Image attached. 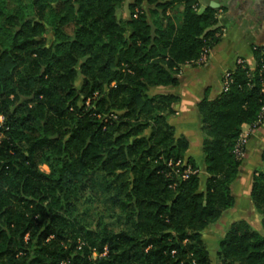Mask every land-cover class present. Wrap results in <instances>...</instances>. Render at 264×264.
Wrapping results in <instances>:
<instances>
[{
	"label": "trees",
	"instance_id": "obj_1",
	"mask_svg": "<svg viewBox=\"0 0 264 264\" xmlns=\"http://www.w3.org/2000/svg\"><path fill=\"white\" fill-rule=\"evenodd\" d=\"M125 2L0 0V264H214L202 231L234 204L242 125L264 118V46L195 101L200 165L164 88L219 40L216 8L131 0L124 18ZM261 160L250 198L264 231V148ZM83 197L122 228H89ZM215 254L264 264V233L232 221Z\"/></svg>",
	"mask_w": 264,
	"mask_h": 264
},
{
	"label": "crops",
	"instance_id": "obj_2",
	"mask_svg": "<svg viewBox=\"0 0 264 264\" xmlns=\"http://www.w3.org/2000/svg\"><path fill=\"white\" fill-rule=\"evenodd\" d=\"M129 1L131 0H126V5ZM207 5L216 8L215 26L218 27V31L220 30L219 40L206 51L204 58L181 65L179 85L164 88L179 95V100L174 104L177 113L171 115L168 120L175 126L177 133H182L188 138L189 145L185 155H191L199 162L202 159V152L195 101L203 93L209 98L215 96L220 90L223 72L232 69L238 64L239 59L243 60V64L253 66L255 63L253 47L264 46V0H198L200 10ZM177 9L181 11L182 5ZM245 127L250 129V133L243 148V156L249 158L253 154L256 163L251 168L247 164L251 160L246 158L245 161L242 156L237 174L240 176L241 172L242 177L249 170L252 172L260 168L261 150L264 146V118L256 127L244 123L242 130H245ZM192 140L198 144L197 157L189 152Z\"/></svg>",
	"mask_w": 264,
	"mask_h": 264
},
{
	"label": "rangeland",
	"instance_id": "obj_3",
	"mask_svg": "<svg viewBox=\"0 0 264 264\" xmlns=\"http://www.w3.org/2000/svg\"><path fill=\"white\" fill-rule=\"evenodd\" d=\"M200 9L201 7L198 6L197 10L200 11ZM118 15L124 18L129 17V10L126 5V2L123 4L122 8L119 9ZM251 65L249 66L252 67ZM80 83H81V75L78 74L75 79V84L76 86H80ZM162 89L163 88L161 87H153L150 89V91L157 92ZM242 131L243 132L241 135V139H242L243 145L245 146L249 138L250 129H248V127H245V130H242ZM197 145L198 144L194 140H192L191 145H190V151H189L196 157H197L196 155ZM242 156H243V149H242L241 157ZM243 157H244V160L246 161L247 156H243ZM247 159L251 160L249 161L250 163L248 162L247 164L251 166L252 168V166L256 163L255 160H253V154H251V157ZM201 161L202 160H200V162ZM39 166L42 171L48 172V166L45 163H41ZM261 166L263 168L262 160H261L260 168ZM201 170H203V166ZM256 170H259V168L253 170L252 172H250L251 170H249V172L244 173L243 177L241 176V172H240V176L238 175L236 176L232 184V194L234 197V204L230 208L225 210L222 216L215 223L208 225L202 231V237L204 241L206 242V245L208 247V250L210 252V255L213 259L214 264H218V260L216 259V254H215V241L220 235H222L224 228L230 222L236 221V220H246L247 222L250 223L252 228L258 230L261 233H264L262 229V225H261V215L255 210L253 203L251 201V198H250V191H249V186L251 185V182H252V176L254 174V171ZM200 173H203L204 175L203 171H201ZM99 174L100 173H97V174L95 173L94 175L95 177H97ZM78 213L81 219L85 222V224L89 228H95L99 224H105L108 228L114 231H118L122 228V226L118 225L112 220V218L108 214L109 212L107 209V205L100 200L97 202H88L86 198L83 197L82 199H80L78 203Z\"/></svg>",
	"mask_w": 264,
	"mask_h": 264
},
{
	"label": "built area",
	"instance_id": "obj_4",
	"mask_svg": "<svg viewBox=\"0 0 264 264\" xmlns=\"http://www.w3.org/2000/svg\"><path fill=\"white\" fill-rule=\"evenodd\" d=\"M217 33L220 34V30ZM207 50H205L197 60L204 58ZM237 63L238 64H243V60L242 59H239ZM231 70L232 69H226L223 72V75H222V78H221V87H220V89H226L227 88V86L229 84V81H230V72H231ZM263 90H264V88H263ZM240 143L243 144L242 139H241V135H240ZM241 154H242V151L240 152V155ZM191 172L194 173V172H196V170H193L192 171L191 168H189V166H187V168L182 172L181 176L183 178H185Z\"/></svg>",
	"mask_w": 264,
	"mask_h": 264
}]
</instances>
